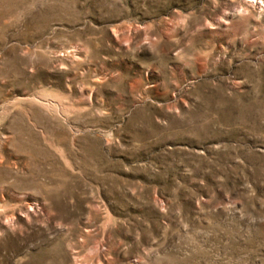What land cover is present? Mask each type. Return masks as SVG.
I'll return each mask as SVG.
<instances>
[{
	"label": "rangeland",
	"instance_id": "rangeland-1",
	"mask_svg": "<svg viewBox=\"0 0 264 264\" xmlns=\"http://www.w3.org/2000/svg\"><path fill=\"white\" fill-rule=\"evenodd\" d=\"M0 264H264V0H0Z\"/></svg>",
	"mask_w": 264,
	"mask_h": 264
}]
</instances>
